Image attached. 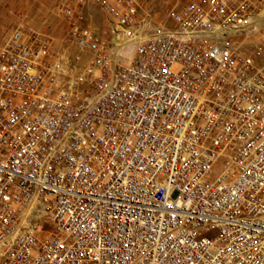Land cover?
Returning a JSON list of instances; mask_svg holds the SVG:
<instances>
[{
  "label": "built area",
  "instance_id": "2783aa9c",
  "mask_svg": "<svg viewBox=\"0 0 264 264\" xmlns=\"http://www.w3.org/2000/svg\"><path fill=\"white\" fill-rule=\"evenodd\" d=\"M153 1L0 47V264H264V0Z\"/></svg>",
  "mask_w": 264,
  "mask_h": 264
},
{
  "label": "rangeland",
  "instance_id": "374dc122",
  "mask_svg": "<svg viewBox=\"0 0 264 264\" xmlns=\"http://www.w3.org/2000/svg\"><path fill=\"white\" fill-rule=\"evenodd\" d=\"M65 1L0 0V47L11 30L22 28L45 33L49 36L53 48L60 51L64 46L70 20L60 10V5ZM189 1L191 0H154L155 16L163 19L167 9L181 7ZM80 9V23L89 24L99 31L106 25V17L98 7L86 5Z\"/></svg>",
  "mask_w": 264,
  "mask_h": 264
}]
</instances>
